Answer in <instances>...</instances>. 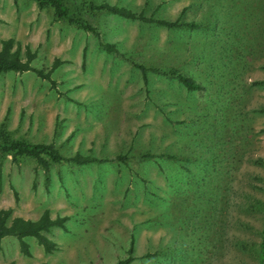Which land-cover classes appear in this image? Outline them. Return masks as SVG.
I'll return each instance as SVG.
<instances>
[{"label":"rangeland","instance_id":"obj_1","mask_svg":"<svg viewBox=\"0 0 264 264\" xmlns=\"http://www.w3.org/2000/svg\"><path fill=\"white\" fill-rule=\"evenodd\" d=\"M62 1L93 29L37 0H0V41L13 38L22 58L26 45L36 51L32 70L0 73V135L94 159L45 169L0 153V208L67 216L47 233L51 252L31 236L30 255L1 238L0 264H114L131 243L128 264H258L264 0ZM104 1L200 25L169 29L88 7Z\"/></svg>","mask_w":264,"mask_h":264},{"label":"trees","instance_id":"obj_2","mask_svg":"<svg viewBox=\"0 0 264 264\" xmlns=\"http://www.w3.org/2000/svg\"><path fill=\"white\" fill-rule=\"evenodd\" d=\"M38 3L43 5H50L53 8L54 16L67 19L68 21L75 22L81 27L87 29H93L88 23L84 22L83 19L74 16L73 13L68 11V7L64 4L62 0H37ZM89 8L92 10H104L105 12H111L117 14L122 17L127 18H138L140 20L146 22H152L158 25H162L169 29L174 28H198L200 25L199 22L196 21H183L179 18L174 20L157 18L153 16H145L142 13H137L131 9L118 6L117 4H112L108 2H100V3H89ZM259 12L261 11V4L259 5ZM253 25L257 27L256 20L253 22ZM262 22H260L259 28L257 29V33L255 34V38H258L259 43L264 42V28H262ZM233 36L236 35L235 31L232 32ZM0 73L6 71H16V72H24L27 70H32L33 67L31 65L32 60L36 56V51L31 50V48L26 45L25 46V58L21 56V47L20 44H16L14 47L13 38H3L0 41ZM237 42L235 38H232L230 45H233L232 50H236ZM251 45L248 46L250 48ZM253 46V45H252ZM106 49L108 51L116 50L112 45L107 44ZM245 54L250 55L252 53V49L244 50ZM243 53V54H244ZM241 54L240 56H243ZM250 57V56H248ZM60 62H62L59 58H55L53 62V67L57 66ZM142 69V73H144L145 68L143 66H139ZM38 75L44 77L50 81L51 78L49 73L42 72L40 70H35ZM170 74L176 75V77L184 84V86L189 89H198L201 87V84L196 81L194 78L180 73L176 69H170ZM144 77V74H143ZM258 82H264L258 81ZM256 83V82H255ZM0 153L5 155H11V158L14 161H17L19 157H32L35 162L42 166L43 168H47L51 162H75V163H84L94 158L89 157L87 155H83L80 153H76L72 156H64L59 150L55 147V145L50 143L38 142L33 143L25 139L20 138H10L8 136L0 135ZM15 197L17 198V193L14 190ZM12 207H3L0 208V239L12 235L15 236L18 240V245L20 251L25 255H30L29 243L26 240V237L31 236L36 239L37 243L40 244L44 251L51 252L56 248L55 241L48 236V232L53 227H61L65 228V220L67 216L65 215H57L52 217L49 214L48 209L43 210L39 217L32 219L26 218L19 215H12ZM261 241L260 247L258 249V264H264V220L263 226L260 232ZM133 259L132 255V243L127 249V255L125 257L119 258L114 264H128ZM10 264H16L14 261H11Z\"/></svg>","mask_w":264,"mask_h":264},{"label":"crops","instance_id":"obj_3","mask_svg":"<svg viewBox=\"0 0 264 264\" xmlns=\"http://www.w3.org/2000/svg\"><path fill=\"white\" fill-rule=\"evenodd\" d=\"M32 219H34V218H32Z\"/></svg>","mask_w":264,"mask_h":264}]
</instances>
